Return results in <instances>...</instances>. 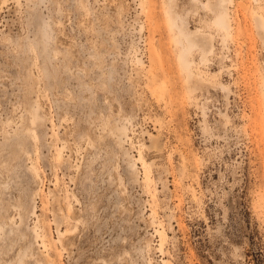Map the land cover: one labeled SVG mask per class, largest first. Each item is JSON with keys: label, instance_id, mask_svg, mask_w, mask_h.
I'll use <instances>...</instances> for the list:
<instances>
[{"label": "rangeland", "instance_id": "obj_1", "mask_svg": "<svg viewBox=\"0 0 264 264\" xmlns=\"http://www.w3.org/2000/svg\"><path fill=\"white\" fill-rule=\"evenodd\" d=\"M228 1L0 0V264H264V0Z\"/></svg>", "mask_w": 264, "mask_h": 264}, {"label": "bare ground", "instance_id": "obj_2", "mask_svg": "<svg viewBox=\"0 0 264 264\" xmlns=\"http://www.w3.org/2000/svg\"><path fill=\"white\" fill-rule=\"evenodd\" d=\"M145 1H148L149 2V4H150V6H149V8L146 10L147 12H151V10H153V6H152V4H153V2L155 1V0H145ZM253 1H255V2H259L258 0H253ZM240 2V1H239ZM238 2V4L239 5H241V9H243V10H249V12H250V10H251V5L250 4H247V0H243V1H241L240 3ZM249 2V1H248ZM230 3H234V0H229L228 1V4H230ZM250 3V2H249ZM245 11V12H246ZM258 14V17L260 18V19H262V21L264 22V6H263V10L262 11H259V12H257ZM147 15L149 16V18H152L153 16H152V14H148L147 13ZM151 21V20H150ZM167 21H168V24L167 25H169V27L170 28H172L173 27V25H174V20L171 18V16H167ZM153 22V21H152ZM151 22V23H152ZM168 27V28H169ZM176 35V34H175ZM210 36H211V38L213 37L212 36V34H209ZM176 38V41H177V43H179L180 44V48H179V50H178V52H177V55H178V58L180 59V61H181V63H182V65L184 66V67H182V68H184V69H186L187 70V72H188V74L189 75H193V73H192V71H191V69L188 67V65H189V62H191L192 61V59H190V60H188L187 62H185L184 61V58H189V56L191 57V53H192V51L194 50V45H192V44H190L189 42H188V40H187V38L185 37V36H183L182 34H180V35H178V36H176L175 37ZM231 40V39H230ZM235 40V39H234ZM223 41H226V39L224 38V36H223ZM171 42V41H170ZM172 44V43H171ZM170 44V45H171ZM171 47V46H170ZM200 53V52H199ZM207 58H203V57H201V59H200V62L203 64V65H205L206 64V62H207ZM153 73V72H152ZM195 76H193V78L194 77H197L198 79H200L201 80V77L198 75V74H194ZM186 80V79H185ZM185 82V81H184ZM187 82H188V78H187ZM186 85H187V83H185ZM189 84V83H188ZM150 91H151V94H153L154 96L156 95L158 98H162V96H160V95H162V91H163V88H161V87H157V86H153V87H151L150 88ZM153 95H152V97H153ZM164 96V95H163ZM156 97V98H157ZM156 98L154 99V100H156ZM162 99H164V98H162ZM158 101V100H157ZM156 101V102H157ZM205 109V108H204ZM205 113V112H204ZM250 138V137H249ZM181 151V150H180ZM182 153V152H181ZM170 155V154H169ZM58 156H59V153H58ZM183 157V156H182ZM201 160V159H200ZM182 162H183V158H182ZM202 162V161H201ZM144 177L145 178H147L148 177V170L145 168V170H144ZM65 233V232H64ZM159 244H160V247H162L163 246V244H164V241H165V239H166V234H165V232L164 231H160V233H159Z\"/></svg>", "mask_w": 264, "mask_h": 264}]
</instances>
